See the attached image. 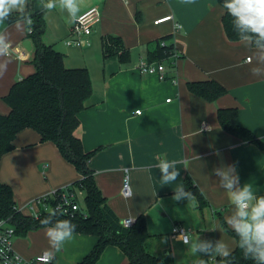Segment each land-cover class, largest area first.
<instances>
[{
    "label": "crops",
    "instance_id": "0c3cea01",
    "mask_svg": "<svg viewBox=\"0 0 264 264\" xmlns=\"http://www.w3.org/2000/svg\"><path fill=\"white\" fill-rule=\"evenodd\" d=\"M47 3L34 0L33 4V11L45 15L43 40L65 54L66 67L87 68L91 75L93 93L79 113L77 135L86 151L97 149L90 167L107 204L121 220L145 214L151 235L148 250L171 255L175 264H194L199 259L210 262L217 257L193 254V243L207 244L211 250L222 240L232 252L237 241L224 229L221 217L231 219L235 207L213 169L227 170L235 164L240 184L248 183L258 196L264 195V149L224 130L218 110L236 107L238 123L264 142V77L251 73L253 68L264 70V49L248 39H228L219 0H77L80 11L75 17L60 0H54L51 10L44 7ZM28 5L26 0L24 11ZM94 6L102 12L101 21L84 45H69L76 38L71 34L74 21ZM171 15L172 20L155 23ZM176 23L182 25L179 30ZM27 30L24 19L0 23V34L11 44L9 54L0 56V72L9 61L0 76L2 114L10 112L4 97L13 84L36 70L35 44L30 39L31 51L24 46L29 39ZM109 35L122 40L131 53L129 60L122 61L118 55L104 58L103 40ZM167 35H173L180 55L176 72L168 68L169 77L178 75V83L137 69L140 61H151L158 40ZM249 57H253L251 63ZM203 80L218 81L227 93L209 101L189 90L188 82ZM204 124L209 130H203ZM14 145L1 159L0 180L12 187L17 207L26 215L31 200L82 177L55 143L42 142L33 129L21 131ZM172 161L177 162L180 175L165 184L157 165H171ZM126 174L130 176V197L122 192ZM187 176L203 193L204 207L199 208L194 195V200L172 199L178 188L186 190ZM177 224L191 229L188 244L172 238ZM46 228L16 235L15 250L28 259L43 253L54 256L51 263L41 264H78L98 241L95 235L73 233L59 251H50ZM97 264H129V260L119 247L110 245Z\"/></svg>",
    "mask_w": 264,
    "mask_h": 264
},
{
    "label": "trees",
    "instance_id": "16d2710c",
    "mask_svg": "<svg viewBox=\"0 0 264 264\" xmlns=\"http://www.w3.org/2000/svg\"><path fill=\"white\" fill-rule=\"evenodd\" d=\"M219 3L223 7L224 0H219ZM33 4L34 0H29V7L24 14L13 12L7 19L10 23L27 20L29 17L33 20V24L27 26L32 28L28 38L35 44L33 63L36 70L15 82L4 97L10 106V112L0 113V162L4 154L14 149L17 135L25 129H33L41 135L42 142L55 143L61 155L75 166L82 177L68 187L73 190L82 188L85 198L74 215L55 211L48 224L43 225L41 221L53 211H43L38 218L24 214L17 207L12 187L0 180V220L10 219L16 226V235L23 236L31 230L55 227L58 221L71 220L76 225L74 233L98 237L95 246L78 264H97L110 245L119 247L128 257L129 264H175L171 255L154 254L147 249L146 242L151 235L145 214L139 216L134 225L125 227L107 204L90 167V161L97 149L86 151L82 139L77 135L81 123L79 113L85 109L86 101L93 93L90 72L87 68L66 67L65 54L45 43V15L43 11H33ZM222 22L229 40H242L241 34L233 26V17L226 9ZM172 38L173 35H167L158 40L151 61H162L175 53L176 47ZM251 42L257 46L253 40ZM103 55L104 58L118 55L122 61H126L130 59L131 53L125 49L119 37L109 35L103 40ZM187 85L191 92L209 101H215L227 93L225 86L216 80L191 81ZM237 118L236 107L218 110V120L224 130L264 149V142L250 129L241 126ZM185 185L186 190L196 197L199 208L204 207L206 200L203 193L188 176ZM52 204H55L54 201ZM221 220L224 229L235 237L237 246L230 257L217 256L210 262L203 260L205 264H255L252 259L244 257L239 247V237L223 216ZM198 261L194 264H198Z\"/></svg>",
    "mask_w": 264,
    "mask_h": 264
},
{
    "label": "clouds",
    "instance_id": "9594fccd",
    "mask_svg": "<svg viewBox=\"0 0 264 264\" xmlns=\"http://www.w3.org/2000/svg\"><path fill=\"white\" fill-rule=\"evenodd\" d=\"M186 2H191V0H186ZM60 3L73 17L80 11L77 0H60ZM25 6L26 0H0V23L5 22L13 12L24 14ZM44 7L51 10L55 7L54 0H48ZM223 7L233 17V26L241 34V39L253 40L259 48L264 49V0H224ZM26 22L28 25L33 24L30 17L27 18ZM27 31L30 33L32 28L29 27ZM10 48V42H5L4 36L0 34V56H7ZM252 59L253 57H249L247 62L251 63ZM8 62L4 64V71L0 72V76L7 71ZM251 73L256 77H264V70L259 68L251 69ZM137 115H141V113L137 112ZM182 162L185 165L188 163L187 160ZM176 163V161H172L171 165L168 163L157 165L161 171V179L165 184L175 181L180 175L179 171L176 170ZM169 167L173 169L171 172L168 170ZM213 171L221 177L219 185L226 190L232 205L235 207L232 218L226 220V223L239 237V247L243 251L244 257L252 259L255 264H264V195L258 196L253 186L248 183L240 184V177L235 164L229 166L227 170L214 168ZM233 172L236 174L233 175ZM129 183L130 176L126 174L124 178L126 188L129 187ZM182 197L187 200L195 199L191 192L180 187L175 191L172 199L180 201ZM54 214L55 210L41 223L47 225L51 215ZM131 221L126 222L127 226ZM75 229L76 225L71 220L58 221L55 227L46 228L50 251H59L66 242L73 238ZM190 238V234L181 230L176 240L188 244ZM190 250L193 254L204 252L212 258L231 256V249L222 240L218 241L215 248L211 250L209 245L198 243H193ZM5 264H9L7 259H5ZM198 264H205V262L201 259Z\"/></svg>",
    "mask_w": 264,
    "mask_h": 264
},
{
    "label": "built area",
    "instance_id": "2783aa9c",
    "mask_svg": "<svg viewBox=\"0 0 264 264\" xmlns=\"http://www.w3.org/2000/svg\"><path fill=\"white\" fill-rule=\"evenodd\" d=\"M102 12L97 7L94 6L84 12L82 15L77 17L71 27V34L75 35L74 40H70L68 44L84 45L87 42V37L92 33L93 27L101 21ZM173 16H167L160 18L155 21L159 24L165 21L172 20ZM182 27L181 24L176 23L175 28L179 30ZM32 32V31H31ZM30 32V33H31ZM180 55L176 49L175 53L169 58L162 61H148L142 60L137 65V69L142 74H157L161 79H171L174 83H178V75L174 73V76L169 77L168 68L177 69V62ZM171 99H168L170 101ZM137 112L141 113L140 110ZM203 130H209L207 124L203 125ZM128 175V174H127ZM129 176V175H128ZM125 178V177H124ZM123 195L125 197H130L132 195L131 183L129 187L126 188L123 180ZM85 192L82 188L71 189L68 186L64 187L61 191L55 190L48 195L39 196L31 200L27 204V208L30 212V216L38 218L43 211H59L65 215H74L75 211L81 208V199L84 201ZM54 201V205L52 204ZM22 211L21 209H19ZM134 219V220H133ZM131 223L127 226L128 221ZM136 218L130 216L122 220V224L125 227H130L135 224ZM184 230L187 234H190L191 229L185 227L182 224H177L172 229V238L176 239L180 235V231ZM16 236V226L10 221V219L0 220V262L5 264V259L9 261V264H41V263H51L54 256L51 253H43L38 255L33 259L25 258L14 248V238ZM190 240V239H189ZM18 255V256H17Z\"/></svg>",
    "mask_w": 264,
    "mask_h": 264
},
{
    "label": "water",
    "instance_id": "95a60500",
    "mask_svg": "<svg viewBox=\"0 0 264 264\" xmlns=\"http://www.w3.org/2000/svg\"><path fill=\"white\" fill-rule=\"evenodd\" d=\"M24 46L26 47L27 50L31 51L32 50V41L30 39L25 40Z\"/></svg>",
    "mask_w": 264,
    "mask_h": 264
},
{
    "label": "rangeland",
    "instance_id": "374dc122",
    "mask_svg": "<svg viewBox=\"0 0 264 264\" xmlns=\"http://www.w3.org/2000/svg\"><path fill=\"white\" fill-rule=\"evenodd\" d=\"M83 204V201H82V199H81V205ZM148 249V248H147Z\"/></svg>",
    "mask_w": 264,
    "mask_h": 264
}]
</instances>
